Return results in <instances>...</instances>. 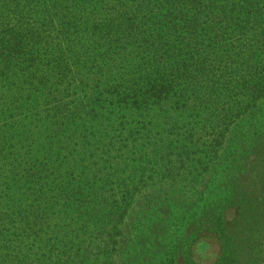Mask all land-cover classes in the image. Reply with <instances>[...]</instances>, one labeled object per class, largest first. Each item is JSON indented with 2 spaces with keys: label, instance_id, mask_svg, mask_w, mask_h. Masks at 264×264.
I'll list each match as a JSON object with an SVG mask.
<instances>
[{
  "label": "trees",
  "instance_id": "16d2710c",
  "mask_svg": "<svg viewBox=\"0 0 264 264\" xmlns=\"http://www.w3.org/2000/svg\"><path fill=\"white\" fill-rule=\"evenodd\" d=\"M264 264V0H0V264Z\"/></svg>",
  "mask_w": 264,
  "mask_h": 264
},
{
  "label": "rangeland",
  "instance_id": "374dc122",
  "mask_svg": "<svg viewBox=\"0 0 264 264\" xmlns=\"http://www.w3.org/2000/svg\"><path fill=\"white\" fill-rule=\"evenodd\" d=\"M192 252L194 262L198 264H210L215 259L217 247L214 243L205 242L203 245L192 248Z\"/></svg>",
  "mask_w": 264,
  "mask_h": 264
}]
</instances>
